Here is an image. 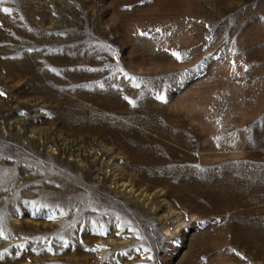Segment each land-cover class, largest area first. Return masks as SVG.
Wrapping results in <instances>:
<instances>
[{"label":"rangeland","instance_id":"1","mask_svg":"<svg viewBox=\"0 0 264 264\" xmlns=\"http://www.w3.org/2000/svg\"><path fill=\"white\" fill-rule=\"evenodd\" d=\"M0 92V264H264V0H3Z\"/></svg>","mask_w":264,"mask_h":264},{"label":"snow or ice","instance_id":"2","mask_svg":"<svg viewBox=\"0 0 264 264\" xmlns=\"http://www.w3.org/2000/svg\"><path fill=\"white\" fill-rule=\"evenodd\" d=\"M0 2H3V0H0ZM3 11H4V12H8V9H3ZM173 55H176L177 58L179 59V56H178L176 53H173ZM0 95H3V93L0 92ZM49 218L51 219L52 217H49Z\"/></svg>","mask_w":264,"mask_h":264}]
</instances>
